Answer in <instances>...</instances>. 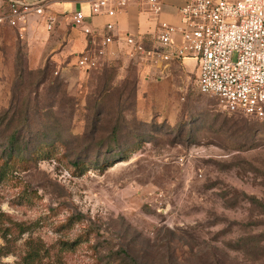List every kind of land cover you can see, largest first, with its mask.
I'll use <instances>...</instances> for the list:
<instances>
[{
  "label": "rangeland",
  "instance_id": "374dc122",
  "mask_svg": "<svg viewBox=\"0 0 264 264\" xmlns=\"http://www.w3.org/2000/svg\"><path fill=\"white\" fill-rule=\"evenodd\" d=\"M0 36V264H264V116L192 57L62 70Z\"/></svg>",
  "mask_w": 264,
  "mask_h": 264
},
{
  "label": "built area",
  "instance_id": "2783aa9c",
  "mask_svg": "<svg viewBox=\"0 0 264 264\" xmlns=\"http://www.w3.org/2000/svg\"><path fill=\"white\" fill-rule=\"evenodd\" d=\"M134 0H87L93 15L113 17ZM142 11L158 17L161 0H135ZM181 23L160 21L157 41L162 48H146L136 34L117 33L112 21L104 26L103 44L123 42L126 54L139 70L164 74L172 63L192 57L197 61L199 92L216 98L227 114L249 118L264 116V0H187L178 10ZM42 18L48 31L56 15L45 0L24 3L12 0L9 11L0 14V26L19 28L28 16ZM72 24L85 34L94 32L84 13L76 11ZM175 36L180 40L176 41ZM104 53L86 51L77 60L83 70L96 68Z\"/></svg>",
  "mask_w": 264,
  "mask_h": 264
},
{
  "label": "crops",
  "instance_id": "0c3cea01",
  "mask_svg": "<svg viewBox=\"0 0 264 264\" xmlns=\"http://www.w3.org/2000/svg\"><path fill=\"white\" fill-rule=\"evenodd\" d=\"M17 1L33 3L38 0ZM45 1L48 10L57 18L51 31L46 29L41 17L32 15L26 18L21 27L0 26V32L9 28L17 34L26 47L27 59L37 67L48 60L64 70L72 66L77 68L78 58L86 51L100 49L104 51L98 58L100 65L115 64L123 67L133 64L126 54L127 46L123 42L115 40L112 43L103 44L104 26L110 21L116 24L117 33L136 34L146 48H162L157 41L159 22L179 25L181 18L178 10L187 0H161L162 11L158 17L142 11L135 0L118 10L113 17L104 13L91 14L87 0ZM11 2L12 0H0V14L9 11ZM78 10L84 13L86 23L94 30L91 34L83 33L72 24V16ZM175 39L180 40L179 36H175ZM0 43H3L2 36H0ZM184 60H181L182 64ZM143 71L151 73L149 68Z\"/></svg>",
  "mask_w": 264,
  "mask_h": 264
},
{
  "label": "trees",
  "instance_id": "16d2710c",
  "mask_svg": "<svg viewBox=\"0 0 264 264\" xmlns=\"http://www.w3.org/2000/svg\"><path fill=\"white\" fill-rule=\"evenodd\" d=\"M239 115V114H238ZM13 138V137H12ZM12 138H11V141H12ZM51 144V143H50ZM43 146H47V144H43L42 146H38V147H35L30 153H29V157H26V158H24L23 156H19V155H15V156H13V159H17V161H20V162H28L30 159H32L33 157H37V155H38V152H39V150H40V148H42ZM122 158H126V156H122ZM4 165H6V162L5 163H3ZM73 164H79V163H77V161H73ZM89 163H81V165H82V167H84V168H86L87 167V165H88ZM2 167L3 166H0V171H2ZM83 170V169H82ZM81 170V172H83Z\"/></svg>",
  "mask_w": 264,
  "mask_h": 264
}]
</instances>
